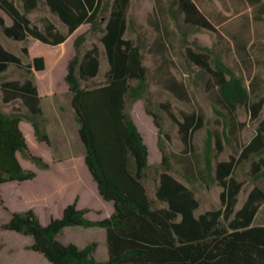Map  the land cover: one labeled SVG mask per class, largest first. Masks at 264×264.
Wrapping results in <instances>:
<instances>
[{"label":"trees","instance_id":"16d2710c","mask_svg":"<svg viewBox=\"0 0 264 264\" xmlns=\"http://www.w3.org/2000/svg\"><path fill=\"white\" fill-rule=\"evenodd\" d=\"M160 1L155 0V3L159 6ZM245 1L251 7H263L260 0ZM18 2L20 9L12 0H0V11L11 21L7 26L0 17V29L13 41L26 42L31 37L43 44L57 46L84 24L89 25L90 33L101 34L99 42L108 65L105 83L91 88L81 84L94 79L100 66L96 45L80 57L85 33L73 42L74 55L66 65L64 82L71 96L78 138L84 148V164L100 197L112 202L114 211L106 219L92 221L86 217V209L77 208L75 199L64 207L60 218L51 219L46 225L40 223L32 210H26L12 213L2 228L30 238L28 250L41 255L49 264H264V227L251 226L264 193L254 187L241 209L229 220L241 188L233 178L237 163L251 156L257 157L258 161L251 163L252 179L258 181L264 177V116L258 122L255 136L242 147L237 160L230 157L227 161H216L222 143L207 131L200 169L198 156L187 157L186 153L191 148V134L202 127L203 115L195 111L182 113V121L176 122L185 147L184 155H167L161 140L163 131L159 117L146 108L145 112L158 130L157 148L165 170L159 174L155 201H152L144 184L148 177V149L126 110L127 100L142 99L147 91V69L140 48L133 40L124 39L130 0ZM40 3L58 18L65 32L58 30L48 19H42L41 28L32 24L29 15L37 11ZM172 4L183 14L186 24L214 30L190 0H172ZM150 24L157 36L149 52L160 59L153 78L177 100L189 102L185 84L169 71L173 65L168 56L169 33L158 21ZM245 46L239 47L245 50ZM22 51L28 54L26 47ZM209 53L207 48H201L200 52L186 49L188 61L209 76L206 90L222 118L221 134L225 142L230 143V138H237L243 127L237 120V110L247 108L251 119H257L263 100L252 102L254 83L250 82V88H247L242 77L235 75L221 60L210 62ZM11 64L22 67L21 59L0 45V73ZM31 68L44 70L43 58H34ZM2 92L6 94L5 102L21 99L28 113L6 114L0 110V185L32 181L36 174L23 169L16 155L19 153L41 170L49 168L42 158L30 153L19 128V123L26 121L36 141L50 144L41 124L37 88L31 79H27L24 83L2 84ZM171 157L181 165V176L186 182L206 183L209 179L222 188L219 209L195 215L199 204L194 193L168 173ZM69 227L104 230L107 260L94 258L96 242L83 248L60 242L58 236Z\"/></svg>","mask_w":264,"mask_h":264},{"label":"rangeland","instance_id":"374dc122","mask_svg":"<svg viewBox=\"0 0 264 264\" xmlns=\"http://www.w3.org/2000/svg\"><path fill=\"white\" fill-rule=\"evenodd\" d=\"M12 1L20 9L18 0ZM191 1L214 30L186 24L183 14L176 5L172 4V0H161L159 6L155 0H130L127 13V30L124 39L133 40L140 48L143 65L147 69V91L142 99L127 100L126 110L148 149V177L144 184L152 201H155L154 190L159 174L165 170L161 166V153L157 148L158 130L152 118L145 112L146 108L159 117L163 131L161 140L167 155H182L185 152L176 122L182 121V113L195 111L203 115L202 127L191 134V148L186 153L187 157L194 154L198 156L200 169L203 167L202 157L207 131H211L222 143V150L217 154L216 161H227L230 157L237 160L242 147L255 136L258 122L264 116V12H262L264 0H260L262 8L251 7L245 0ZM0 17L4 19L5 24H10V19L2 11ZM29 19L39 28L42 27V19H48L58 30L65 32L60 21L42 3L39 4L37 11L29 15ZM155 21L165 26L169 33L168 56L173 62L169 71L178 81L185 84L190 97L189 102L177 100L157 85L156 79L153 78L160 63L159 56L149 52L157 36V32L150 24ZM84 33L86 41L81 46L80 57L93 45L99 49L98 75L92 80L81 83L83 87L91 88L105 83L108 65L104 48L99 42L101 34L90 33L88 24L82 25L73 37L59 47H51L35 39L19 43L6 38L0 29V43L22 62L21 68L11 64L0 73V110L6 114H27L28 108L21 99L4 101L6 94L2 92V84L12 81L24 83L27 79L33 81L38 95L40 96L39 91L44 95L39 102L42 111L41 124L50 139V144L36 141L33 130L26 121L20 122L19 128L25 141L27 140L30 153L42 158L48 166L51 165L49 171L41 170L17 153L22 168L33 171L36 178L32 181L0 185V264H49L41 255L28 250L31 244L30 238L2 228L12 213L32 210L40 223L46 225L51 219L60 218L64 207L73 203L75 199L79 201L81 198L77 205L79 209L95 207L96 210L97 206L99 207L96 190L82 161L84 148L78 138V126L70 104L71 96L64 82L66 65L74 55L73 42L77 36ZM243 44L246 45L245 50L239 47ZM23 47L27 49L30 47L31 55L43 57L48 64V70L37 73L33 68L30 69L32 62L30 54H24ZM187 48L194 52L207 48L210 51V62L214 59L221 60L235 75L242 77L247 88H250V82L254 83L255 92L251 95L252 102L263 100L257 119H251L247 108L237 110V120L243 124V127L236 135L237 138H230V143H226L221 134L222 118L206 90L209 76L188 61ZM253 161H258V158L251 156L248 160H241L234 169L233 178L241 184V188L233 215L229 220L241 209L254 187L264 193V177L258 181L252 179L250 170ZM181 172V165L171 157L168 173L194 193L199 204L195 211L196 216L220 208L219 195L222 191L220 186L209 179L206 183H188L182 178ZM156 206L160 205L156 204ZM86 217L92 221L102 218L95 213H87ZM263 225L264 200L260 203L251 226ZM99 239L97 228L69 227L58 236V240L63 244L73 243L80 248ZM101 256L102 250H99L95 258L100 261Z\"/></svg>","mask_w":264,"mask_h":264},{"label":"crops","instance_id":"0c3cea01","mask_svg":"<svg viewBox=\"0 0 264 264\" xmlns=\"http://www.w3.org/2000/svg\"><path fill=\"white\" fill-rule=\"evenodd\" d=\"M191 1V0H190ZM192 2V1H191ZM193 3V2H192ZM193 5L195 6V4L193 3ZM196 7V6H195ZM197 9V8H196ZM198 10V9H197ZM199 12V11H198ZM200 13V12H199ZM201 14V13H200ZM56 17V16H55ZM2 18V17H1ZM57 18V17H56ZM58 19V18H57ZM206 19V18H205ZM4 20V19H3ZM5 22V21H4ZM7 25V24H6ZM11 25V21H10V24H8L7 26H10ZM82 26V25H81ZM80 26V27H81ZM79 27V28H80ZM78 28V29H79ZM77 29V30H78ZM77 30L72 34V35H70L68 38H67V40L69 39V38H71V37H73V35L77 32ZM33 38H31V37H28L27 38V40H32ZM66 40V41H67ZM65 41V42H66ZM17 42V41H16ZM29 42H31V41H29ZM64 42V43H65ZM20 43V42H19ZM41 43V42H40ZM64 43H62V44H60V46H62V45H64ZM43 44V43H42ZM0 45L3 47V44L2 43H0ZM46 45V44H45ZM48 46H50V45H48ZM51 47H59V45H57V46H51ZM4 48V47H3ZM5 49V48H4ZM6 50V49H5ZM7 51V50H6ZM27 51H28V54H30V58H31V61L34 59V58H36L37 56H34V55H31V49H30V47L27 49ZM10 53V52H9ZM14 55V54H13ZM16 56V55H15ZM17 57V56H16ZM41 57V56H40ZM41 58H43V57H41ZM43 60H44V70H42V71H35V72H39V73H44V72H46L47 70H48V64H47V62H46V60L43 58ZM65 74H66V70H65ZM39 91V90H38ZM39 94H40V98H41V96L42 97H44V95L39 91ZM60 125H61V122H60ZM47 129V128H46ZM82 161H83V163H84V156H83V158H82ZM58 164H60V163H58ZM49 166L51 167V165L49 164ZM84 166H85V164H84ZM85 168H86V166H85ZM87 169V168H86ZM45 171H49V170H45ZM87 172H88V170H87ZM88 174H89V172H88ZM89 176V178H90V180H91V182H92V184H93V186H94V188H95V190H96V197H97V204L99 205V207L97 206V208H96V210L94 209L95 207H93V208H90V207H87V213H95V214H97L99 217H102L100 220H103V219H106V218H108V217H110L111 216V214L113 213V211H114V207H113V204H112V202H108V201H105V200H103L101 197H100V195H99V193H98V190H97V187H96V184L94 183V181L92 180V178H91V176H90V174L88 175ZM81 199V198H80ZM80 199H79V201H77L76 202V206L80 203ZM85 208V207H84ZM83 208V209H84ZM79 209V208H78ZM96 221H99V220H96ZM253 223V222H252ZM262 227H264V225L262 226ZM92 229H94V228H92ZM97 229H99V228H97ZM99 234H100V239H99V241H96V243H97V248H96V251H95V253H94V258H95V256H96V254H97V252L99 251V250H102V260H100V261H106L107 260V258H108V254H107V248H106V244H105V232H104V230H102V229H99ZM96 259V258H95ZM97 260V259H96ZM97 261H99V260H97Z\"/></svg>","mask_w":264,"mask_h":264}]
</instances>
